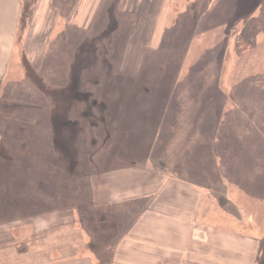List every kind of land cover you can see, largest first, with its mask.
<instances>
[{
  "label": "rangeland",
  "instance_id": "1",
  "mask_svg": "<svg viewBox=\"0 0 264 264\" xmlns=\"http://www.w3.org/2000/svg\"><path fill=\"white\" fill-rule=\"evenodd\" d=\"M179 177L233 235L249 215L234 257L264 264V0H25L0 19V264H90L125 229L112 196Z\"/></svg>",
  "mask_w": 264,
  "mask_h": 264
},
{
  "label": "crops",
  "instance_id": "2",
  "mask_svg": "<svg viewBox=\"0 0 264 264\" xmlns=\"http://www.w3.org/2000/svg\"><path fill=\"white\" fill-rule=\"evenodd\" d=\"M24 1L0 0V19H18ZM210 130L211 138L208 134L207 139L202 140L213 147L216 129ZM170 182L178 185L149 187L148 191L128 193L126 197L112 196L113 202L105 205L121 212L119 216L123 214L119 226L123 225L125 229L110 244L107 243L102 253L85 245V259L91 258L90 264H101L102 258H111V264H248L247 258L235 259L231 243L245 241L249 215H239V226L244 224L245 229L243 234L233 235L228 232V220L223 226L216 220L211 223L206 216L201 217L200 193L211 192L209 189L180 177L179 183ZM212 192L217 194L215 189ZM220 201L238 206L229 197L224 196ZM241 210L242 207L239 213ZM216 227L224 231L218 232Z\"/></svg>",
  "mask_w": 264,
  "mask_h": 264
}]
</instances>
